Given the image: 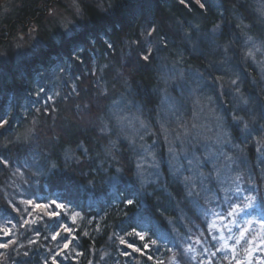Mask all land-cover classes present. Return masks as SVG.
<instances>
[{
  "label": "trees",
  "instance_id": "1",
  "mask_svg": "<svg viewBox=\"0 0 264 264\" xmlns=\"http://www.w3.org/2000/svg\"><path fill=\"white\" fill-rule=\"evenodd\" d=\"M106 2L110 4L107 11L79 3L88 27L80 33L72 32L69 38L61 36L60 45L51 40L41 23L44 13L59 0H16L10 9L5 8L9 0L0 4L1 48L18 32L29 31L38 33L39 41L48 44L17 66H0V119L7 121L0 127V160L7 161V165L0 163V225L6 221L9 228L24 224L14 213L21 208L6 194L9 189L5 179L10 173L18 177L14 170L28 184L20 190L22 199L34 198L36 203L48 204L49 212H56L49 204L55 201L68 211L58 212L59 216H50L49 212L28 218L24 215L23 220L30 223L21 227L23 235L1 240L15 243L0 251V264H53L54 258L57 264H169L172 260L182 264L180 256L190 246L188 240L193 234L202 242H211L206 221L190 206L180 181L164 172L163 165L159 178H134V154L128 145H110L106 142L108 136L101 137L97 130L79 122L85 115L98 113L99 80L90 64L100 65L103 57L111 58L118 48L124 49L123 43L130 46L123 71L131 82L132 99L143 110L157 106L156 52H149V45L156 43L158 52L161 45L165 46L163 51H170L183 67L197 72L206 85L220 81L230 85L235 80L244 102L239 116L247 118L249 114L253 118L247 121L249 133L264 138V84L241 55L248 41L251 46L258 45L264 55V20L260 19L264 16V0H201L205 8L194 2L185 6L180 0ZM145 54L150 55L147 62L142 59ZM51 67L53 74L65 73L69 87L74 84L76 90L66 96L61 86L55 103L47 102L43 107L35 101L34 91L41 82L36 78L39 83L33 84L34 74L41 73L40 68L49 71ZM221 93L218 90L216 95ZM220 100L225 106V97ZM108 101L101 103L103 109ZM86 102L89 114L81 110ZM29 121L34 125L33 133L27 139L25 135L18 137ZM235 133L232 130L231 135L240 143ZM247 136L241 146L248 156V170L260 188L264 186V169L255 163V145L248 143ZM119 167L121 175L116 172ZM129 199L133 200L131 205ZM71 213H77L82 221L72 224ZM57 232L61 235L53 240ZM136 232L145 240L141 241ZM150 240L157 243L151 244ZM65 243L69 244L66 250ZM145 243H149L147 249ZM128 244L141 251H133ZM125 252L127 255L122 254Z\"/></svg>",
  "mask_w": 264,
  "mask_h": 264
},
{
  "label": "rangeland",
  "instance_id": "2",
  "mask_svg": "<svg viewBox=\"0 0 264 264\" xmlns=\"http://www.w3.org/2000/svg\"><path fill=\"white\" fill-rule=\"evenodd\" d=\"M6 1L0 0V4H5ZM15 1L9 0L5 8L13 7ZM79 3L90 4L99 11L103 8L104 11L110 10V4L106 0H79ZM79 7L81 9V6ZM6 9L2 11V16L6 13ZM260 19L264 20V16H260ZM41 23L42 28L48 31L49 37L57 45L61 44L58 40L61 36L66 39L72 36V32L80 33L84 27H88V22L77 14L73 0H59L58 5L51 6L44 13ZM39 40L38 33L18 32L11 37L5 47H0V66L7 63L17 66L21 61L38 55L40 50L48 45ZM249 42L243 44L242 61H247L250 68L258 74L259 81L264 84V55L258 45L251 46ZM128 44L123 43L124 49L118 48L111 58L103 57L100 65L96 62L90 64L92 73H96L97 81L99 80L96 84V113H98L96 115L90 113L89 117L85 115L83 121L79 122H83L87 128L97 130L101 137L108 136L106 142L110 145L119 142L128 145L127 148L134 154L135 167L132 174L134 178H159L160 167L163 165L164 172L178 179L183 185L190 206L198 212L202 220L206 221L211 242H202L200 236L193 234L188 240L190 246H186L185 252L180 256L182 264L188 262L236 264L237 260H240L241 264H264V244L261 243L264 240V227L261 226L260 221L261 215L264 214V186H260L262 188L260 189L256 185V179L248 170V156L241 142L244 144L248 135V143L255 145V163L261 170L264 169V163L261 162L264 146L261 144L260 136L249 133L247 129L248 119L251 121L253 118L249 114L247 118L239 116V109L244 107V102L236 84L232 82L230 85L222 84L220 81L217 84L206 85L197 72L189 67H183L181 62L172 58L170 51H163L165 46L161 45L162 51L159 49L158 52L156 43H151L150 50L156 52L154 60L157 62L156 84L159 86V93L155 109L143 110L141 104L137 105L132 99L131 82L123 71L130 48ZM40 70L41 73L39 71L34 74L35 83H33L35 85L41 82V87L37 86L34 91L35 101L40 106L47 107V102L54 104L61 86L66 91V96L75 93V85L71 84L69 87L70 81L68 82L69 78L65 73L53 74L55 73L53 67L49 71L44 68ZM108 83L111 84L109 89ZM205 86L208 87L204 88ZM223 86H227L228 89ZM45 88L48 89V93H45ZM203 89L205 92L202 91ZM218 90L222 92L220 95H216ZM46 95L47 97L44 98ZM221 97L223 99L225 97V106L220 100ZM105 99L107 101L109 99V104L103 109L101 103L105 102ZM83 106L81 110H86L85 113L89 114L87 102ZM105 112H108L106 114L108 117L105 116ZM233 117L239 119L234 120ZM33 129L34 125L29 121L22 128V133H18L20 134L18 137L25 135L24 138L27 139L33 133ZM112 130L114 133H110ZM232 130L236 132L235 137L241 139L240 143L233 139ZM14 172L18 177H13L14 173H10L11 180L5 179V184L9 189L6 193L7 199L14 198V202L19 209L21 208L20 212L14 210L18 219L24 222L23 218L26 216L28 218L29 212H32V215L49 212L50 207L33 211L34 205L37 204L34 198L29 199L33 201L32 205L24 203L26 200L20 197V190L28 184L24 183L18 171L14 170ZM116 172L122 174L120 167ZM237 187L241 190L238 196L235 194ZM244 196L256 197L254 207L248 209V214L238 213L229 216L228 212L232 210L229 205H239L242 208L248 203L243 199ZM49 204L56 212L68 214L67 209L56 208V203L49 202ZM69 219L72 224L82 221L77 213H71ZM248 221L252 223L249 224ZM1 223L0 228L11 230L9 235L11 239H14L15 234L23 235L22 226L15 224L9 228L6 225L9 222ZM245 228L248 232L241 239L240 233ZM1 240H8L2 232H0V242ZM237 240L240 242L237 243ZM169 264L178 263L177 260H172Z\"/></svg>",
  "mask_w": 264,
  "mask_h": 264
},
{
  "label": "snow or ice",
  "instance_id": "3",
  "mask_svg": "<svg viewBox=\"0 0 264 264\" xmlns=\"http://www.w3.org/2000/svg\"><path fill=\"white\" fill-rule=\"evenodd\" d=\"M193 2H194L195 4H197V5H199L200 8H205V7H206V4H205V3H202L201 0H180V3L183 4V5H185V6H188V5H190V4H193ZM73 4H74V6H75L76 9H77V14H78V15H83V13H82V11H81V9H80V7H79V0H73ZM216 27L219 28V26H216ZM148 35H152V33L150 32V33H148ZM109 47H111V45H109ZM150 51H151V50L149 49V52H150ZM142 59H143L144 61L147 62V61L150 60V55L145 54V55L142 57ZM232 83H233V84H236V81L233 80ZM233 119H234V120H238L239 118H238V117H233ZM5 124H7V121H4V120L0 119V127H3ZM142 126H143V125H142ZM245 127H247V126H245ZM261 143L264 144V138H262ZM258 151H259V149H258ZM70 158H71V157H69V159H70ZM0 163H4L5 165H7V161H6V160H0ZM53 167H55V165H53ZM237 179H239V177H237ZM240 191H241V190L237 187V189H236V193H235V194L238 196L239 193H240ZM229 199H231V197H229ZM243 199H244V200H247L248 203H247V204H244L242 208H241L239 205H236V206L229 205V207H231V209H232L230 212H228V215H229V216H233V215H236V214H238V213L248 214V209L254 207V202H255V200H256V197H254V196H244ZM24 203H26V204H28V205H32V204H33V201H32V200H26V201H24ZM53 203H55V201H53ZM127 203H128L129 205H131V204L133 203V200L129 199V200H127ZM55 206H56V208H58V209H62V208L64 207L63 205L58 204V203H57ZM48 208H49V205H48V204H43V205H42V204L37 203V204L34 205V207H33V211H36L37 209H48ZM48 214H49L50 216H59V215H60V213H58V212H54V211H53V212H49ZM28 215H32V212H29ZM77 215H78V214H77ZM217 215H219V214H217ZM260 221H261V226L264 227V214L261 215ZM33 222H34V221H33ZM29 223H30V222H29L28 220H25V221H24V224H29ZM248 223L251 224L252 221H248ZM21 226L23 227V224H22ZM61 227H63V225H61ZM64 231L67 232V231H69V229L65 227V228H64ZM0 232H2V235H3L4 237H7V236H9V235L11 234V230H10V229H6V228H0ZM246 232H248V229H247V228H245V229H243V230L241 231V233H240V238H241V239L244 238ZM38 234H39V232L37 231V235H38ZM60 235H61V233L57 232V233H55V234L52 236V239H53V240H56L57 237L60 236ZM135 235H136L137 237H139V239H140L141 241L145 240V236L142 235L141 233L136 232ZM65 239H67V238L65 237ZM239 242H240V241L237 240V243H239ZM13 243H15V241L0 242V249H8V248H9V245H10V244H13ZM120 243H121V244H125V241H124L123 238H120ZM149 243H151V244H156L157 241H155V240H150ZM149 243H145V244H144V248H145V249H147V248L149 247ZM249 243H251V242H249ZM261 243L264 244V240H262ZM68 247H69V244H68V243H65V244H64V250L68 249ZM127 247L132 248L133 251H135V252H139V251H141V249H139V248H135L132 244H128ZM62 251H63V250H62ZM217 251H219V249H217ZM233 251H234V249H233ZM122 254H123V255H127L126 252H125V253H122ZM142 254H143V253H142ZM25 255H27V253H25ZM56 255L59 256L60 253L58 252ZM213 255H215V253H213ZM249 255H251L250 252H249ZM233 258H235V257H233ZM148 259L151 260L152 257L149 256ZM53 264H57V261H56L55 258L53 259ZM236 264H241V261H240V260H237V261H236Z\"/></svg>",
  "mask_w": 264,
  "mask_h": 264
}]
</instances>
